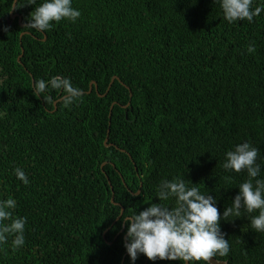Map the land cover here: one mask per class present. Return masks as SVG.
I'll return each instance as SVG.
<instances>
[{
    "label": "trees",
    "instance_id": "trees-1",
    "mask_svg": "<svg viewBox=\"0 0 264 264\" xmlns=\"http://www.w3.org/2000/svg\"><path fill=\"white\" fill-rule=\"evenodd\" d=\"M27 3L0 0V199L27 219L25 245L13 251L10 237L0 264H131L121 211L159 203V183L179 178L222 215L248 179L223 168L236 144L260 150L264 179V13L229 24L215 0H73L77 22L37 32ZM55 75L82 96L52 106L33 95ZM229 219L217 259L264 264V233L247 213Z\"/></svg>",
    "mask_w": 264,
    "mask_h": 264
},
{
    "label": "clouds",
    "instance_id": "clouds-1",
    "mask_svg": "<svg viewBox=\"0 0 264 264\" xmlns=\"http://www.w3.org/2000/svg\"><path fill=\"white\" fill-rule=\"evenodd\" d=\"M254 0H215L219 3L223 18L233 24L247 20L254 21L264 13V6L253 7ZM264 3V0H262ZM73 0H28L34 11L27 20L25 29L47 32L53 23L68 20L77 22L81 12L72 6ZM25 5V6H26ZM7 31V28H4ZM249 53L255 51L253 45L247 48ZM49 90L62 91L60 100L54 99ZM33 95L43 97L47 105L55 106L63 102L68 106L82 96L80 88L73 86L71 80L62 75L49 79L34 81ZM260 150L249 142L236 144L233 150L225 154L223 168L228 172L245 171L248 179L239 185L238 194L232 199L230 207L221 215L217 198L208 193L203 194L193 184L189 186L184 179H164L157 186L156 198L159 203H151L142 211L126 215L123 223L127 226L125 249L131 264H136L143 255L150 261H179L180 264H221L217 257H227L230 252L228 239L222 232L221 223L233 222L229 217H242L249 214L250 227L257 233H264V179L258 163ZM16 178L28 185L25 171L15 168ZM136 194L135 192L133 193ZM17 201L8 197L0 199V245L8 243L11 237L13 251L25 245L26 218L14 217ZM258 210V215H253ZM223 264H227L225 260Z\"/></svg>",
    "mask_w": 264,
    "mask_h": 264
},
{
    "label": "water",
    "instance_id": "water-1",
    "mask_svg": "<svg viewBox=\"0 0 264 264\" xmlns=\"http://www.w3.org/2000/svg\"><path fill=\"white\" fill-rule=\"evenodd\" d=\"M17 2V0H15V3ZM14 7V6H13ZM11 18H15V15L13 14V11L11 12ZM22 37V35H21ZM23 56V50H22V54L21 56L19 57V61H20V58ZM109 134V133H108ZM108 140V139H107ZM213 264H215V259L213 258ZM221 264H223V262L221 261Z\"/></svg>",
    "mask_w": 264,
    "mask_h": 264
}]
</instances>
